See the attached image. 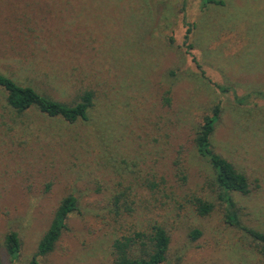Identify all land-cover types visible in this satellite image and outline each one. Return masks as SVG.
I'll return each mask as SVG.
<instances>
[{
  "label": "rangeland",
  "instance_id": "374dc122",
  "mask_svg": "<svg viewBox=\"0 0 264 264\" xmlns=\"http://www.w3.org/2000/svg\"><path fill=\"white\" fill-rule=\"evenodd\" d=\"M221 1L0 0L1 75L65 104L94 93L86 120L69 124L34 109L18 116L0 88V264H9V232L20 242L16 264L32 262L67 196L76 210L35 264H111L113 240L150 221L168 230L170 262L261 264L225 221L193 147L218 106L214 149L251 188L231 194L237 217L264 232V0ZM192 192L215 211L192 214ZM191 228L202 230L194 242Z\"/></svg>",
  "mask_w": 264,
  "mask_h": 264
},
{
  "label": "trees",
  "instance_id": "16d2710c",
  "mask_svg": "<svg viewBox=\"0 0 264 264\" xmlns=\"http://www.w3.org/2000/svg\"><path fill=\"white\" fill-rule=\"evenodd\" d=\"M222 4L221 0H201L203 9L207 6H220ZM0 88L6 91L7 105L18 116L34 109L47 117H58L69 124H73L78 121H85L89 110L93 107L94 93L90 90L83 91L75 103L65 104L38 93L30 85H21L1 74ZM164 101L169 102L167 98H164ZM219 114L220 109L215 106L209 114L202 117L193 138L194 153L211 170L216 198L225 207V221L228 225L240 229L248 236L257 260L264 264V232L240 225L235 211L236 206L231 197L232 193H237L243 197L251 193L248 178L231 161L217 153L213 146V135ZM175 166V177L178 185L184 187L188 181L186 170L179 159ZM148 187L152 191L158 188L154 183L149 184ZM185 198L191 213L199 218L208 217L215 211L214 204L198 192L185 194ZM76 203V198L73 196H67L61 200L49 228L37 245V251L30 264H35L38 257H44L53 251L56 242L66 228V220L69 214L76 210ZM201 235V229L191 228L188 232V239L194 242ZM170 241L171 238L166 226L158 221H150L146 226L135 228L130 233H121L113 240L111 264H183L179 260L169 261ZM3 247L9 264H16L20 250L18 235L15 232L6 234ZM1 248L0 242V253L2 252Z\"/></svg>",
  "mask_w": 264,
  "mask_h": 264
}]
</instances>
